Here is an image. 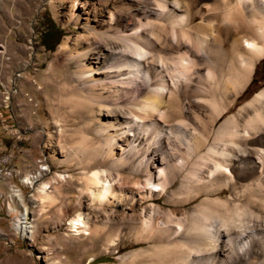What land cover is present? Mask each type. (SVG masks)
Wrapping results in <instances>:
<instances>
[{
    "label": "bare ground",
    "instance_id": "obj_1",
    "mask_svg": "<svg viewBox=\"0 0 264 264\" xmlns=\"http://www.w3.org/2000/svg\"><path fill=\"white\" fill-rule=\"evenodd\" d=\"M200 1H204L207 15L195 8ZM103 7H107V0ZM115 8L126 12L128 17L117 20L113 10L108 9V20L97 23L105 27L94 25L86 34L97 40L86 41L85 47L67 52L74 65V77L82 83L88 97V121L96 124L100 140L86 150L88 157L107 161L115 171L127 167L131 176L120 175L118 190L104 177L108 174L106 170L94 169L83 176L80 194H87L90 204L97 209H105L113 205L114 199L118 205L125 201L118 193L129 187L131 179H134L132 190L142 187L141 176V183L153 185L158 191L179 180L178 187L167 195V203L182 204L205 195L192 206V220L186 227L177 220L173 225L168 220L155 221L152 216L143 219L141 226L118 221L129 232L146 231L136 241L154 243L148 249L133 251L131 264L137 257L147 256L154 258V264H264V184L247 188L245 202L213 197L231 179L224 172L228 165L264 171V149L249 146L257 155L254 157L244 145L263 141L251 134L264 126V89L244 105L255 109L252 116L243 123L227 117L213 137L212 126L227 103L214 94L204 100L211 114L209 121L198 112L192 113L189 105L178 103L183 89L203 90L194 77L218 87L226 73L232 89L229 98L238 94L253 63L264 57V0H118ZM197 14L202 21L213 20L201 35L193 38L200 59L194 62L185 54L170 56L188 42L185 33L195 32L197 25L189 23ZM168 35L171 41L167 40ZM98 46L103 51L92 56ZM141 63L145 69L142 76ZM169 63H177L186 71V63H208L214 71L210 68L201 74L189 68L193 70L191 76L184 71L176 76L169 72ZM224 63L230 66L226 64L229 67L225 68ZM175 76L177 79H173ZM91 102L95 105L94 113ZM47 188L46 184L39 188L44 199L51 197ZM154 191L149 190L136 204L153 202ZM179 193L185 196H174ZM80 197L76 198L77 205ZM216 221L219 225L214 224ZM69 223L72 231L82 229L88 233L91 228L80 213ZM100 229L97 224L92 226L95 232ZM179 229L185 233L180 235ZM223 236L227 240L223 241ZM114 239L107 233L109 242Z\"/></svg>",
    "mask_w": 264,
    "mask_h": 264
},
{
    "label": "rangeland",
    "instance_id": "obj_2",
    "mask_svg": "<svg viewBox=\"0 0 264 264\" xmlns=\"http://www.w3.org/2000/svg\"><path fill=\"white\" fill-rule=\"evenodd\" d=\"M105 1L0 0V264H131L133 251L148 249L154 243L136 241L135 238L146 231L129 232L118 221L141 226L143 219L152 216L155 221L168 220L173 225L177 220L186 227L192 220V206L205 196L200 194L182 204L167 203V195L178 187L179 180L164 191H158L153 185L141 183V176L139 184L142 187L138 185L137 190H132L134 179H131L127 184L129 187L119 191L120 197L125 199L121 205L114 199L113 205L97 209L90 204L87 194H80L83 176L94 169L106 170L108 174L104 177L118 190L120 175L131 176L127 167L115 171L110 169L107 161L92 155L88 157L86 150L100 140L96 124L88 121V97L82 83L74 77L73 63L68 60L67 50L83 48L86 41L97 40L86 34L94 25L105 27L97 23L108 20V9L113 10L117 20L128 17L126 12L115 8L118 0H107V7H103ZM149 5L153 6L152 3ZM195 8H200L203 16L207 15L204 1ZM212 23L213 20L202 21L198 14L195 15L189 23L197 25L195 32L185 33L188 42L170 56L185 54L194 62L199 60L201 54L193 38L201 35L205 26ZM46 30L48 34L43 35ZM43 40L46 45L42 44ZM167 40L171 41L169 35ZM224 48L227 47L224 45ZM102 51L98 46L92 56ZM169 64V72L176 76H181L178 74L181 71L191 76L193 70L190 69L203 74L211 68L208 63H186V71L177 63ZM224 64L225 68L230 66V63ZM144 70L141 63L140 76L144 75ZM176 76L173 79H177ZM227 78L225 73L218 87H214L194 77L203 90L183 89L178 101L186 107L189 105L192 113H200L207 121L211 114L204 100L214 94L219 101L227 103L212 126L211 137L227 117L232 116L243 123L254 114L253 107L244 105L264 89V57L253 63L247 82L235 97L229 98L232 89ZM91 110L95 112V105ZM251 136L263 140L258 144L244 143L245 150L252 151L255 157L257 155L249 146L264 149V126ZM227 169L224 172L231 179L213 197L218 195L221 199L245 202L247 188L264 184V171L231 165ZM154 176L157 177V173ZM42 184L48 186L49 199H44L39 191ZM153 189L156 197L153 202L136 204ZM78 213L91 227L88 233L82 229L72 231L69 222ZM94 224L101 228L99 232L92 230ZM214 224L219 225V222ZM108 231L115 237L112 242L107 240ZM184 231L179 229L180 235ZM222 239L227 240V236ZM152 258L137 257L133 264H154Z\"/></svg>",
    "mask_w": 264,
    "mask_h": 264
},
{
    "label": "trees",
    "instance_id": "obj_3",
    "mask_svg": "<svg viewBox=\"0 0 264 264\" xmlns=\"http://www.w3.org/2000/svg\"><path fill=\"white\" fill-rule=\"evenodd\" d=\"M47 34H48V30H46V31L43 32V35H47ZM42 44H43V45H46V43H45L44 40L42 41ZM48 48H51V47H48Z\"/></svg>",
    "mask_w": 264,
    "mask_h": 264
}]
</instances>
